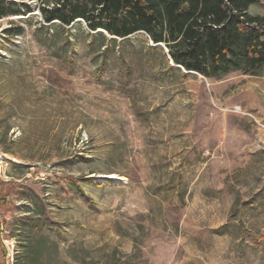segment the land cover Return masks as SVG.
<instances>
[{"label": "rangeland", "instance_id": "obj_1", "mask_svg": "<svg viewBox=\"0 0 264 264\" xmlns=\"http://www.w3.org/2000/svg\"><path fill=\"white\" fill-rule=\"evenodd\" d=\"M167 50L0 20V264H264V68Z\"/></svg>", "mask_w": 264, "mask_h": 264}, {"label": "trees", "instance_id": "obj_2", "mask_svg": "<svg viewBox=\"0 0 264 264\" xmlns=\"http://www.w3.org/2000/svg\"><path fill=\"white\" fill-rule=\"evenodd\" d=\"M256 3L258 0H0V20L37 10L47 25L79 23L91 32L103 35L102 30L119 39L142 33L153 44L166 47L172 61L186 71L220 78L236 71L256 75L264 68V15L250 13ZM252 238L249 234L245 240L256 243Z\"/></svg>", "mask_w": 264, "mask_h": 264}, {"label": "water", "instance_id": "obj_3", "mask_svg": "<svg viewBox=\"0 0 264 264\" xmlns=\"http://www.w3.org/2000/svg\"><path fill=\"white\" fill-rule=\"evenodd\" d=\"M99 32L105 33V32L102 31V30H99ZM114 38H116V37H114ZM156 46L164 47L162 44H158V45H156ZM167 51H168V50H167ZM169 59L172 60L170 56H169ZM172 63L175 64L173 61H172ZM175 66L178 67V68H182L181 66H178V65H176V64H175Z\"/></svg>", "mask_w": 264, "mask_h": 264}]
</instances>
